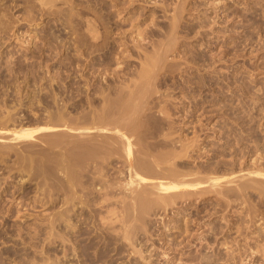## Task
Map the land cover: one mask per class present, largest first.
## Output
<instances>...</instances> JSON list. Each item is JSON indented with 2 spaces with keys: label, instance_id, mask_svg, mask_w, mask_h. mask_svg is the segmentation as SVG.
Wrapping results in <instances>:
<instances>
[{
  "label": "rangeland",
  "instance_id": "1",
  "mask_svg": "<svg viewBox=\"0 0 264 264\" xmlns=\"http://www.w3.org/2000/svg\"><path fill=\"white\" fill-rule=\"evenodd\" d=\"M41 1L0 0V264H264V194L257 183L245 191L238 185L242 174L248 175L244 180L253 179L264 168V0ZM97 44L110 50L100 57L102 62ZM156 46L165 52L170 71H160L159 79H166L155 89L162 99L177 102V109L167 108L172 114L168 123L174 121L175 129L170 138L196 139L177 164L216 167L218 176L228 173L239 178L229 189L228 184L220 187L229 192L192 195L191 202L178 200L167 210L154 205L145 222H135L141 227L131 232L133 244L124 239L119 219L124 203H118L129 191L119 185L125 176L116 171L110 175L115 195L108 198L109 204L119 202L117 207L111 205L112 212L105 206L108 202L102 204L109 211L101 207L100 196L97 201L92 194L88 205L93 208H87L91 210H82L78 202L76 212L71 210L67 217L74 223L62 216V226L59 221L55 225V215L65 212L67 192H63L70 184L58 169L57 176L50 168L44 177L39 165L55 167L66 153L47 140L52 132L21 145L12 141L9 131L37 130L61 111L69 119L82 118L89 110L87 95L94 94L84 82L87 75L98 68L106 71L102 76L97 72L104 82L113 80L111 70L130 80L144 55H153ZM93 56L96 64L90 67ZM94 96L99 102L100 95ZM157 110L154 114L159 116ZM167 120H161L162 126L168 127ZM108 162L105 165L114 169L124 163ZM98 183L91 182L89 188L103 193ZM106 213L114 220H102Z\"/></svg>",
  "mask_w": 264,
  "mask_h": 264
},
{
  "label": "bare ground",
  "instance_id": "2",
  "mask_svg": "<svg viewBox=\"0 0 264 264\" xmlns=\"http://www.w3.org/2000/svg\"><path fill=\"white\" fill-rule=\"evenodd\" d=\"M40 1L41 0H39V2ZM42 1H45V0H42ZM42 1H41V3L43 4ZM56 2H57V0H56ZM56 2H54V3H56ZM48 3H49V1H48ZM46 5H47V3L45 4V7H46ZM48 5L51 6L50 4H48ZM55 6H58V5H55ZM41 7H43V6H41ZM45 11H46V9H45ZM58 11H60V10H58ZM58 11H56V12H58ZM176 16H177V14H176ZM176 16L174 17V20L176 19L175 21H178ZM0 17H1V15H0ZM5 18H4V20H5ZM89 24H90V22H89ZM70 25H71V23H70ZM7 27H5V29ZM173 27H176V26H173ZM171 29H173V28H171ZM172 34H173V32H172ZM167 36H169V35H167ZM168 45L169 44H167L166 46H168ZM95 46L97 47V50L102 49V51H103L102 54L100 53V55H98V62H102V61H100V57L102 55L105 56L106 54H108V52L110 50L109 51L105 50L104 49L105 47L102 48V45H99V44H97ZM159 49H160V46L159 47L156 46L155 51H154L155 53L153 55L150 54L152 56L144 55L145 60L141 63L140 68L136 69V71H134V73H133L135 78L133 77L130 80H126L123 78L121 79V77L118 78V72L111 70L113 72V75L111 74L113 76V80H111L110 82H106V81L104 82L105 77H104V79L100 78L99 76H97V72H99V75L102 76L106 71H104L102 69H98V68L96 70H94L93 72L90 71L91 73L86 76L84 82L86 83L87 89L89 88L90 92L94 91V94H90L89 96L87 95V101L86 102L88 103L87 105L89 106V108H88L89 110H88V112L85 113V116H83L82 118L79 117L80 119H78V118L76 119L75 118L76 116H73V118H75V119H71V118L69 119L70 116L67 118L65 115V112L61 111V113H59V115L57 116L58 117L57 119L51 120V118H49L50 121H48V123H46L43 127L41 125V128L37 127V130L34 129L32 131H29V132L27 131V129H23L24 131L22 130L19 132L9 131L11 133L10 138H12V141L18 142V143H21V141H23L24 145H25V143H24L25 140L27 142V140L36 139L35 137L38 134L44 135V134H46V132H50V133L52 132L53 134L47 140L49 142H51L52 144H54L53 146L59 145L60 149H62L66 153L65 154L66 158H62V156L59 154L62 159H61V161H60V159L58 161L56 160L57 166H55V167H49L48 165H43L44 163L42 165H39L42 168V170H41V168L39 167L41 170L40 172L42 173L41 175H43L44 177H46V175H47L46 173H48L47 172L48 169L51 168V173H54V172H52V170L56 171L58 169V171L63 173V178H65L66 183L70 184L69 185L70 188L68 187V184H67V188H69V189L64 190L65 192H63V193L67 192L66 196L63 195V198L65 196V198L63 199V202H65L67 205H69L68 207L70 208V210H69V208L66 209L67 208V205H66V208H64L66 213L64 212V210H63V212H61L62 211L61 210L60 216H58L59 213L57 215H55L54 221H53V223L55 222V225H57L56 223H58V221H59V223H60V221H63V220L70 222V220H67V217L69 219L68 213H70L71 210H73V212L76 210L75 206L77 205L78 202H80L82 204V208H81L82 210H86L89 206H90V208H93V207H91V205H88V203H89L88 201L90 200L89 198L92 194H95V196L91 197V199L94 200L95 198L100 196L99 198H101L102 201L100 202V200H99V202L101 204L103 202L104 203L108 202V204L105 206H107L109 208V210L112 207L111 205L115 206V204H116V207H117L116 202H119V201H116L113 204H109L110 203L109 200L111 201L112 199L108 198V197H112L115 195V184L110 183V181H111L110 175L112 174V172L114 173L115 171H116V173L120 172L122 174V176L124 174L125 179L122 181L119 179L120 180L119 185L123 186L126 190L129 191L128 195H126L124 198H122L120 200L121 203L120 202L118 203V204L124 203V205L121 206L122 210H120V211H123L124 213L121 214L122 217L121 216L119 217V219L121 218L120 219L121 221L119 219L118 220L122 223L121 228H122V226L124 227L123 230H124L125 234L124 233L123 234H124L125 240L126 239L132 240L131 232H132L133 228H135V230L138 231L139 228L141 227V224H140V227L137 228L139 223L136 224L137 223L136 221L139 222V220H140V223L145 222L144 220H146V218L148 217L147 215L148 214L150 215L152 213L151 210H153L152 207L154 205L155 206L160 205L161 207L165 208V210H167V207L172 206L173 203L174 204L177 203L178 200H184V201H186V203L188 202V200H189V202H191V200L189 198L192 195L203 196V195H206L207 193L211 194V192H215V193L217 192V193L222 194L223 193L222 190L224 188L221 189L220 187H222L223 184H228L227 185V187H228L229 184L235 183L236 179L239 178L237 175L228 174L227 171H225L227 173V175H224L223 173H221L222 175L218 176L217 173H219L220 169L218 170L216 167L213 168L211 166L210 167L204 166L205 168L201 169V166H199L200 168L199 167L198 168L197 167H191L190 168L188 166L187 167L186 166L181 167L179 164H177L176 159H181V158L183 159L184 152L187 151V149H189L188 148L189 145H191V143H193L196 139L194 138V140H187V139H185V140L180 139L179 140V138H177L175 140V137L170 138L171 136H173V134L175 135V129H174V125H173L174 121H172L173 123H171V121H170V123H168L167 119L172 117L171 116L172 114L170 113L169 109L167 110V108L170 107V109H174V110H175V108L177 109V106L174 108V106H175V104H177V102L175 103L176 100L174 99L175 100L174 101L171 98L166 99V100L162 99V93L158 91L159 88L155 89V87H157V85L163 83V80L166 79L165 76H162L159 79L160 71L168 69L166 66V62H165L167 60L164 59L163 54H162L165 52H163V51H162V53L158 52ZM163 50L165 51V49H163ZM142 52H144V51H142ZM96 58L97 57H95V56L90 58L89 64H88L90 67L95 66L96 63H94V60ZM97 65H100V63H97ZM191 65H193V64H191ZM106 69L107 68H105V70ZM116 69H117V67H116ZM109 70H110V67H109ZM168 71H170V70L168 69ZM171 71L173 72L175 70H171ZM171 74H170V76H171ZM127 77L130 78L132 76L130 75ZM98 79L100 82H97L95 85V81H97ZM86 86H85V88H86ZM116 87H118L119 90L115 89ZM154 94H156V97L151 98V96ZM55 95H56V93H55ZM94 95H100L99 102H96V100L98 101V99ZM76 98H77V96H76ZM57 100H59V99H57ZM181 102H183V101H181ZM151 104H152V106H151ZM157 108H158V110H157ZM51 109H53V108H51ZM155 109L157 110L156 112H159L158 113L159 116H156V114H154ZM177 119L179 121V118H177ZM161 120H165V121L167 120V122H164V123L168 127L162 126ZM166 128H167V132H165ZM74 131L79 132L76 135L80 136V138H78V139H80V141L79 140L76 141L77 136L73 137L74 134L73 135L71 134ZM67 132L70 133L71 138L70 137L66 138L69 135V134H66ZM65 134H66V136H65ZM43 137H45V136H43ZM69 138L70 139L74 138V141L68 140ZM150 139H152V141H149ZM41 140H42V138H41ZM45 141L46 140H44V142ZM49 142H48L49 146L52 145ZM197 142H199V141H197ZM10 143L11 142H9V144ZM63 143H65V144H63ZM5 144H7V143H5ZM21 145H22V143H21ZM28 145H30V144H28ZM39 145H41V144H39ZM71 145H73V146H71ZM194 145H196V144H194ZM0 146L3 147V144ZM57 146H56V148H57ZM168 146H169V148H167ZM42 148H43V146H42ZM52 148L53 147L51 146L50 149H52ZM3 149H1V150H3ZM22 149H25V148H22ZM60 149H59V151H60ZM9 151H10V149H9ZM63 151H60V153H62ZM38 152H40V151H38ZM44 152H47V150ZM57 153H56V156H57ZM186 153L188 154V151ZM52 154H55V152H53ZM25 155H26V153H25ZM186 156H188V155H186ZM41 158L43 159V157H41ZM113 159L124 161V163L122 165L123 167L121 166L117 169L116 168L114 169V168H109L105 165L106 162H108L110 160L112 161ZM120 163L121 162H118V164H120ZM38 164H40V163H38ZM108 164H109V162L107 163V165ZM111 164H113V162ZM29 166L31 167V165H29ZM115 166H116V163H115ZM58 171L55 172L56 176H57V173H59ZM253 172H255V171H253ZM257 174L261 178H264V168H261V172H257L256 174H254L252 176H254V178H255V176ZM245 175L242 174L240 177L243 179V181L241 180V183H238L239 188L242 191H245L249 187H251V184H253V182H254L255 184L257 183L256 184L257 186L259 184L260 189L259 188H257V189H259L260 192L262 194H264V182L259 179L260 177L258 178V181H257V179H254V178L244 180ZM246 176H248V175H246ZM60 178H61V176H60ZM256 178H257V176H256ZM57 179H58V177H57ZM61 179H60V181H61ZM90 180H91V182H99L98 184L101 185L102 189H104L103 193H99V192L97 193V191L94 192L92 190V188L90 189L89 188V185H91ZM248 181L251 183H249ZM61 183H63V182H61ZM255 184H253L254 187H256ZM65 186L66 185H64V187ZM98 187H97V189H99L101 191L102 190L101 187L100 188H98ZM118 188H119V186H118ZM232 188L233 187H231V190H232ZM225 189L223 191H225ZM228 189H229V187H228ZM94 190H95V188H94ZM227 191L229 192V190H227ZM117 192H118V190H117ZM223 197H224V195H223ZM97 199H95V200H97ZM64 200H66V201H64ZM97 201H95L94 203L92 202V203L95 204V203H97ZM101 204L100 205L95 204V206H101ZM114 206L112 208H114ZM101 207L103 209L105 208V207H103V204ZM119 207H120V205H119ZM95 208H97L98 210L102 209L99 207H95ZM108 208H107V210H108ZM112 208H111V212L113 210ZM170 208H172V207H170ZM116 209H118V208H116ZM67 210H69V212H67ZM87 210H91V209H87ZM98 210L95 209L96 212H98ZM107 210H106V212L110 213V212H108L109 210L108 211ZM103 211L104 210H100V212H102V213H103ZM85 212L87 213V211H85ZM88 212H90V211H88ZM102 213H100V214L102 215ZM61 214H63V215H61ZM64 214L67 216H65ZM94 214L96 215V213H94ZM83 215H85V214H83ZM107 215H104L106 217H103L102 220L109 217L110 214H107ZM62 216H64L63 218H65L66 220L65 219L62 220ZM72 216H74V215H72ZM111 218H112V220H114L113 217H109L108 219L110 220ZM108 219H106V220L108 221ZM73 220H74V217H73ZM118 220H116V221H118ZM64 221H63V223H64ZM83 222H85V221L83 220ZM53 223L51 226H54ZM70 223L72 224L74 222H70ZM85 223H84V228L86 229ZM61 224L62 223H60V226H62ZM75 224H76V222H75ZM79 225L80 224L75 225V226H78V228H79L81 226V225L80 226ZM65 226H68V224L67 225L65 224ZM71 226H70V229L73 230L74 228H72ZM54 227H52V228H54ZM87 230H88V228H87ZM51 233H50V235H51ZM87 233H89V232H87ZM135 233L136 232H134V234ZM133 242H134V239L131 241V243L133 244ZM87 257H89V256H87ZM34 264H40V261H39V263L35 261Z\"/></svg>",
  "mask_w": 264,
  "mask_h": 264
}]
</instances>
